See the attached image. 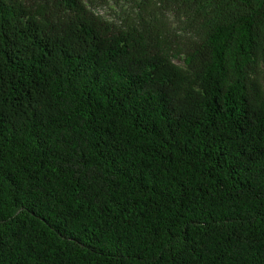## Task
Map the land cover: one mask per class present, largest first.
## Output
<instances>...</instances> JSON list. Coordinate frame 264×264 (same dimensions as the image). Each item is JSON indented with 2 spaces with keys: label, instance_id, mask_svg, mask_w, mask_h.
I'll return each instance as SVG.
<instances>
[{
  "label": "trees",
  "instance_id": "obj_1",
  "mask_svg": "<svg viewBox=\"0 0 264 264\" xmlns=\"http://www.w3.org/2000/svg\"><path fill=\"white\" fill-rule=\"evenodd\" d=\"M136 2L0 0V264H264V0Z\"/></svg>",
  "mask_w": 264,
  "mask_h": 264
},
{
  "label": "rangeland",
  "instance_id": "obj_2",
  "mask_svg": "<svg viewBox=\"0 0 264 264\" xmlns=\"http://www.w3.org/2000/svg\"><path fill=\"white\" fill-rule=\"evenodd\" d=\"M136 1L137 0H94V4L90 5V7L94 12L104 18L120 23L127 14L139 12ZM156 1H158L157 6H159L160 0ZM175 25L176 24H173V26ZM176 61L181 63L178 59Z\"/></svg>",
  "mask_w": 264,
  "mask_h": 264
}]
</instances>
